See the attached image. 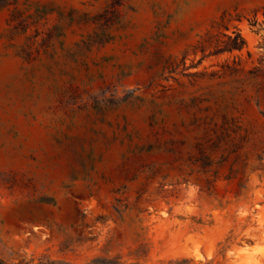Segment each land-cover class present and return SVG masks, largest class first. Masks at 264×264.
<instances>
[{
  "label": "rangeland",
  "instance_id": "obj_1",
  "mask_svg": "<svg viewBox=\"0 0 264 264\" xmlns=\"http://www.w3.org/2000/svg\"><path fill=\"white\" fill-rule=\"evenodd\" d=\"M0 257L264 264V0H0Z\"/></svg>",
  "mask_w": 264,
  "mask_h": 264
},
{
  "label": "trees",
  "instance_id": "obj_2",
  "mask_svg": "<svg viewBox=\"0 0 264 264\" xmlns=\"http://www.w3.org/2000/svg\"><path fill=\"white\" fill-rule=\"evenodd\" d=\"M225 14H226V12L221 15V17H220L221 21L225 20V16H226ZM229 38H231V36H229ZM206 42H207L206 39L199 40V42L197 44V48L198 49L200 48L201 51L206 52V50L208 49ZM245 43H246L245 39L239 33H237L236 36L231 39L230 44L227 46V48L224 49V51L225 50L226 51H232L236 48L240 49L245 45ZM0 264H7V263L5 262L4 259H2L0 257Z\"/></svg>",
  "mask_w": 264,
  "mask_h": 264
}]
</instances>
